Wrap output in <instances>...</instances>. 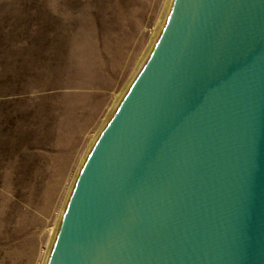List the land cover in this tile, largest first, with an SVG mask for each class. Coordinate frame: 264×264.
Listing matches in <instances>:
<instances>
[{"label":"water","instance_id":"1","mask_svg":"<svg viewBox=\"0 0 264 264\" xmlns=\"http://www.w3.org/2000/svg\"><path fill=\"white\" fill-rule=\"evenodd\" d=\"M47 264H264V0L173 1Z\"/></svg>","mask_w":264,"mask_h":264},{"label":"rangeland","instance_id":"2","mask_svg":"<svg viewBox=\"0 0 264 264\" xmlns=\"http://www.w3.org/2000/svg\"><path fill=\"white\" fill-rule=\"evenodd\" d=\"M167 1L0 0V264L45 262Z\"/></svg>","mask_w":264,"mask_h":264},{"label":"bare ground","instance_id":"3","mask_svg":"<svg viewBox=\"0 0 264 264\" xmlns=\"http://www.w3.org/2000/svg\"><path fill=\"white\" fill-rule=\"evenodd\" d=\"M173 1L174 0H168L167 1V4H166V6H165V9H164V12H163V16H162V18H161V21L159 22V25H158V29H157V31L154 33V36H153V38H152V40H151V42H150V45L148 46V49H147V51H146V55L144 56V61L141 63V65L138 67V70L136 71L137 73H139V71H140V69L142 68V66L144 65V63H145V60L149 57V54L152 52V50H153V46H154V44L157 42V40H158V38H159V36H160V32L163 30V26H164V24H165V21L167 20V18H168V15H169V13H170V10H171V8H172V5H173ZM136 75V74H135ZM134 75V77H136ZM133 77V79H132V82L134 81V78ZM128 89V88H127ZM122 100V99H121ZM121 100H119V101H117L118 102V104L120 103V101ZM119 106V105H118ZM118 106H114L113 108H112V113L111 114H109L108 116H107V119H106V123L109 121V119L111 118V116L112 115H114V113H115V111L117 110V107ZM106 123H105V125H106ZM97 138V137H96ZM94 145V144H93ZM82 170V169H81ZM79 175H80V170H78V172H77V174H76V180H74V182H73V185H72V187H71V190H70V193L68 194V196H67V198H66V202H65V205H64V207H63V209L65 208L66 209V206H67V204H68V201H69V199H70V196H71V194H72V191H73V189H74V187H75V184H76V182H77V180H78V178H79ZM63 213L61 214L62 216H61V219L63 218V215H64V212H65V210H63L62 211ZM61 222H62V220H61ZM60 222V223H61ZM60 226V225H59ZM59 226H57L58 228H59ZM56 227V228H57ZM56 229L55 230V232H54V235H56L55 233L59 230V229ZM53 237V239H52V242H51V244L49 245V248H48V252H47V256H46V259H45V262L43 263V264H47V260H48V256H49V254L51 253V251H52V243H53V241H54V239H55V236H52ZM45 258V257H44Z\"/></svg>","mask_w":264,"mask_h":264}]
</instances>
